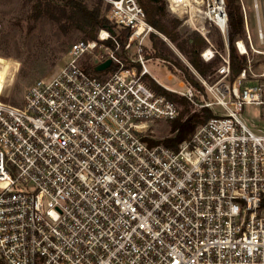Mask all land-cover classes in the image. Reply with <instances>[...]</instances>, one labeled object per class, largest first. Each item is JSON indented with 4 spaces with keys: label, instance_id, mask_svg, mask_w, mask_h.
Listing matches in <instances>:
<instances>
[{
    "label": "built area",
    "instance_id": "2783aa9c",
    "mask_svg": "<svg viewBox=\"0 0 264 264\" xmlns=\"http://www.w3.org/2000/svg\"><path fill=\"white\" fill-rule=\"evenodd\" d=\"M103 1L109 21L129 31L124 45L101 28L72 44L58 73L35 81L21 106L0 94V264H264V72L253 85L242 87L246 70L227 82L226 0H168L206 40L201 57L220 59L218 80L200 77L201 90L161 84L195 105L201 94L200 108L214 114L177 148L147 136L150 123L180 114L144 80L143 41L156 30L138 0ZM239 1L247 42L235 45L247 55ZM256 21L263 43L264 11ZM247 106L259 110L256 131Z\"/></svg>",
    "mask_w": 264,
    "mask_h": 264
},
{
    "label": "rangeland",
    "instance_id": "374dc122",
    "mask_svg": "<svg viewBox=\"0 0 264 264\" xmlns=\"http://www.w3.org/2000/svg\"><path fill=\"white\" fill-rule=\"evenodd\" d=\"M243 1L248 14L252 47L249 48L248 54L246 55L248 66L246 69V78L242 81V87L256 84V81L262 82L263 78L261 74L264 72V42L262 43L258 36L256 21L257 14H262L264 11V0H257L256 6L253 0ZM106 7L104 3V13L107 15L109 7L105 10ZM168 10L172 15L179 16V14L171 10L170 6ZM22 12H24V8L21 0H0V94L3 92L2 100L4 102L12 104L11 101H15L16 103L14 105L16 106H21L24 93L35 81L39 79H50L58 73L60 67L66 60L67 52H63V50H69V46L83 40L79 38L80 34L77 31L65 35L59 30L58 26L48 18L44 17L38 21L31 22L22 19ZM111 28L115 30L118 37L125 31L117 29L113 23H111ZM208 28L210 30L209 36L213 44L219 50H223L219 48L213 36V26H208ZM180 30L192 31L193 29L183 22ZM152 33L157 34L158 32H150L148 37L146 36L143 41L144 45L142 51L145 58H150V61L146 64L150 72V78L155 80L159 85L162 83V85L168 86L169 90L184 91L186 86L190 83L180 70L162 59H151L150 56L153 53V48L150 35ZM159 35L165 40L167 46L174 54L171 57L172 62L181 61L186 66H189V70L198 78L202 86L201 89H203L200 76L195 73L187 59L171 42L167 41L163 35ZM127 40L128 37L126 42ZM244 41L247 42V37ZM237 52L239 53L238 49ZM3 60H8L9 63L7 64ZM219 66L220 64L217 65V67ZM218 78L219 76L215 71L214 80L210 83L216 82ZM235 80L231 81L230 78H228L227 82L232 84ZM147 83L151 86V81L148 77ZM203 99V96L199 93L197 97L198 105L192 104L186 99L188 108L192 112L201 110L202 108H200L199 104L203 102ZM177 104L181 110L182 106L179 103ZM214 111L218 113L222 112L219 107H215ZM245 116L250 120L248 121L250 127L256 131V127H254L251 122V120L254 122L260 121L259 110L256 106H247L245 109ZM170 130V121H156L150 123L147 136L151 142H160V140L171 136Z\"/></svg>",
    "mask_w": 264,
    "mask_h": 264
},
{
    "label": "trees",
    "instance_id": "16d2710c",
    "mask_svg": "<svg viewBox=\"0 0 264 264\" xmlns=\"http://www.w3.org/2000/svg\"><path fill=\"white\" fill-rule=\"evenodd\" d=\"M24 12L22 19L27 21H38L41 18H48L53 21L59 30L68 35L77 31L79 38L83 40L95 39L101 28H111V23L104 13L103 0H21ZM140 6L146 14V22L152 26L159 34L163 35L167 41L171 42L177 50L187 59L195 73L203 79L213 82L217 65L220 64L219 57L207 62L201 57V52L208 46L204 37L197 31L180 30L184 18L178 15H172L168 8V0H138ZM229 24V50L231 59L230 80L233 81L240 76L243 70L247 69L248 59L246 55L237 52L235 42L238 39H246V30L244 26V16L239 0H226ZM108 6L105 8V10ZM213 36L217 41L219 48L224 49L225 43L218 28L213 27ZM152 33L150 40L153 53L151 59H162L171 63L185 76L186 80L194 87L201 89L202 86L196 76L181 61L172 62L173 52L167 46L159 34ZM129 31L125 30L118 37L120 43L124 45ZM71 46H69L70 48ZM63 52H68V49ZM150 59V58H148ZM25 75V74H24ZM151 81V87L157 93L164 95L171 101L179 103L182 106L179 116L171 120V130L168 138L160 140L168 147L177 148L179 144L188 140L195 130L208 119L214 116L208 108H202L199 111L192 112L188 108V102L185 98L166 90L149 75L144 76ZM11 105L16 102L11 101ZM159 143V141H153Z\"/></svg>",
    "mask_w": 264,
    "mask_h": 264
},
{
    "label": "water",
    "instance_id": "95a60500",
    "mask_svg": "<svg viewBox=\"0 0 264 264\" xmlns=\"http://www.w3.org/2000/svg\"><path fill=\"white\" fill-rule=\"evenodd\" d=\"M110 64H111V61L108 60V61H106V62H104V63L98 65V66L96 67V70H97V71H103V70L107 69V68L110 66Z\"/></svg>",
    "mask_w": 264,
    "mask_h": 264
},
{
    "label": "bare ground",
    "instance_id": "6f19581e",
    "mask_svg": "<svg viewBox=\"0 0 264 264\" xmlns=\"http://www.w3.org/2000/svg\"><path fill=\"white\" fill-rule=\"evenodd\" d=\"M240 47H241V49L243 50V51H245V49H247L246 48V46H243L242 44L240 45ZM5 63H9V61L8 60H3Z\"/></svg>",
    "mask_w": 264,
    "mask_h": 264
},
{
    "label": "crops",
    "instance_id": "0c3cea01",
    "mask_svg": "<svg viewBox=\"0 0 264 264\" xmlns=\"http://www.w3.org/2000/svg\"><path fill=\"white\" fill-rule=\"evenodd\" d=\"M164 37V36H163ZM166 39V38H165ZM167 40V39H166ZM162 84V83H161ZM164 85V84H163ZM166 86V85H165ZM168 87V86H167Z\"/></svg>",
    "mask_w": 264,
    "mask_h": 264
}]
</instances>
